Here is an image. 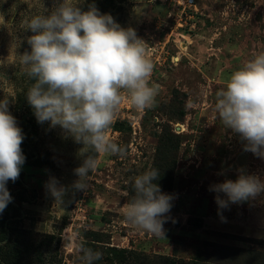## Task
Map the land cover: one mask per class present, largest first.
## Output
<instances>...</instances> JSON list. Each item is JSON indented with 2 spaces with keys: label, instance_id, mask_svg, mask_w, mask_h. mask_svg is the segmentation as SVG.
<instances>
[{
  "label": "rangeland",
  "instance_id": "obj_1",
  "mask_svg": "<svg viewBox=\"0 0 264 264\" xmlns=\"http://www.w3.org/2000/svg\"><path fill=\"white\" fill-rule=\"evenodd\" d=\"M92 1L72 3L83 7ZM95 1L107 8L106 0ZM117 1L114 14L104 12L122 27L136 29L147 43L151 81L159 86L155 105L137 111L125 96L107 134L127 154L90 150L98 163L86 191L70 187L78 179L73 170L82 163L77 155L82 145L65 138L59 127L35 120L29 142L41 161L22 166L21 180L32 197L16 203L19 227L36 240L55 238L45 252L46 264H82L79 244L102 257L108 249L126 250L133 255L131 264H154L156 256L187 263L199 255L215 264H240L244 254L234 258V248L258 254L254 260L264 263V194L230 204L221 210L222 222L216 193L209 191L213 184L235 180L241 169L264 180V159L243 150L244 142L224 127L214 108L215 93L231 73L264 52V0ZM59 2L0 0V99H10L9 111L22 131V118L28 120L33 111L26 99L33 81L18 55L31 50L27 37L33 33L25 31L24 21L48 15ZM153 168L159 170L162 192L174 197L166 238L133 228L123 215L134 195V178ZM50 177L69 187L63 203L48 193ZM7 188L15 192L17 185L9 181ZM211 251L219 256H208Z\"/></svg>",
  "mask_w": 264,
  "mask_h": 264
},
{
  "label": "clouds",
  "instance_id": "obj_2",
  "mask_svg": "<svg viewBox=\"0 0 264 264\" xmlns=\"http://www.w3.org/2000/svg\"><path fill=\"white\" fill-rule=\"evenodd\" d=\"M80 3L62 0L48 14L24 21L30 51L19 55V63L33 81L26 99L37 123L59 127L75 143L80 166L71 190L86 191L97 159L89 154L124 156L125 146L111 140L108 130L115 122L125 96L137 111L154 107L159 86L151 81L153 62L146 55L147 43L133 27L124 28L112 15L101 14L95 4L88 10ZM10 99H0V214L12 201L7 188L19 178L26 157L22 150L24 133L9 111ZM215 111L225 128L244 142L243 150L264 159V52L243 62L215 93ZM235 180L213 184L218 215L230 204H242L264 194V180L238 170ZM158 169L137 175L134 195L124 205L125 221L133 228L164 237L174 197L162 192L156 181ZM55 202L63 203L69 187L50 177L45 185ZM223 194V195H221ZM82 264H96L102 253L77 246Z\"/></svg>",
  "mask_w": 264,
  "mask_h": 264
},
{
  "label": "trees",
  "instance_id": "obj_3",
  "mask_svg": "<svg viewBox=\"0 0 264 264\" xmlns=\"http://www.w3.org/2000/svg\"><path fill=\"white\" fill-rule=\"evenodd\" d=\"M90 4H95L100 12L106 10L114 14L117 9L116 0H106L105 4L107 8H102L98 6L97 2L93 0ZM89 4V5H90ZM89 5L81 7L82 10H88ZM23 99L20 97V102ZM30 117L28 123L22 118L23 125L26 128L23 130L24 141L21 145L23 153L26 157V165L35 166L40 163L41 159L37 156L35 152V147L29 142V139L35 131H28L30 126L33 128L35 125V115L34 112H30ZM20 177L22 174L20 173ZM17 188L15 192H11L12 201L8 204V208L0 214V264H46V250L52 248L55 238L53 236L48 239L36 240L33 237V234L19 227V205L16 203L28 202L31 195V190L24 187L23 182L20 178L16 180ZM10 212L12 214H10ZM6 241V242H5ZM240 254H244V259L240 264H264L261 259H255L253 257H259L258 254H252L248 252L247 249H237L234 248V258H238ZM208 256L214 255L219 256V252H210L207 253ZM261 257V256H260ZM132 258V259H131ZM132 253H129L126 250H117V249H108L106 253H103L102 260L104 264H115V263H124L131 264L133 261ZM146 259V258H144ZM200 259V260H199ZM199 259L192 262H179L172 260L170 258H162L156 256L153 260L154 264H215L211 260H208L206 257L204 260L199 255ZM216 264H220L217 262Z\"/></svg>",
  "mask_w": 264,
  "mask_h": 264
},
{
  "label": "water",
  "instance_id": "obj_4",
  "mask_svg": "<svg viewBox=\"0 0 264 264\" xmlns=\"http://www.w3.org/2000/svg\"><path fill=\"white\" fill-rule=\"evenodd\" d=\"M23 119H24V121L25 122H27L28 123V120H27V116L26 115H24V117H23ZM31 129H32V127L30 126V128H29V132L31 131ZM19 178L21 179V177L19 176ZM6 242V241H5Z\"/></svg>",
  "mask_w": 264,
  "mask_h": 264
},
{
  "label": "flooded vegetation",
  "instance_id": "obj_5",
  "mask_svg": "<svg viewBox=\"0 0 264 264\" xmlns=\"http://www.w3.org/2000/svg\"><path fill=\"white\" fill-rule=\"evenodd\" d=\"M118 4H119V3H118V1L116 0V5L118 6ZM104 13H105L104 11L101 12V14H104Z\"/></svg>",
  "mask_w": 264,
  "mask_h": 264
},
{
  "label": "built area",
  "instance_id": "obj_6",
  "mask_svg": "<svg viewBox=\"0 0 264 264\" xmlns=\"http://www.w3.org/2000/svg\"><path fill=\"white\" fill-rule=\"evenodd\" d=\"M188 4H190V5H191V4H192V0H190V1L188 2Z\"/></svg>",
  "mask_w": 264,
  "mask_h": 264
}]
</instances>
